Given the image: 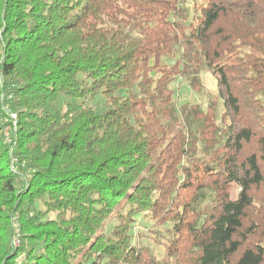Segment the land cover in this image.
Segmentation results:
<instances>
[{
  "label": "trees",
  "instance_id": "1",
  "mask_svg": "<svg viewBox=\"0 0 264 264\" xmlns=\"http://www.w3.org/2000/svg\"><path fill=\"white\" fill-rule=\"evenodd\" d=\"M0 264H264V0H0Z\"/></svg>",
  "mask_w": 264,
  "mask_h": 264
},
{
  "label": "rangeland",
  "instance_id": "2",
  "mask_svg": "<svg viewBox=\"0 0 264 264\" xmlns=\"http://www.w3.org/2000/svg\"><path fill=\"white\" fill-rule=\"evenodd\" d=\"M201 77L203 84H201L202 86L200 89L194 88L193 86L189 85L188 81L181 78L177 79L173 83L172 86L175 89V99H177L178 107L183 104H187L188 108H191L193 105L198 104L202 109H206L211 101L216 100L217 110L219 112L218 119L219 121H221V116L225 109V99L220 93L217 76L211 71L210 68L206 67L201 71ZM101 101L103 100H88L87 102L94 104L98 109H101ZM57 106L60 107L62 106V104L58 102ZM228 121L229 120H227L226 122ZM116 222L117 219L115 217L109 218L106 221L103 230L109 233ZM145 226L146 224L143 223V219H141V222L139 221L137 223V228L135 229L138 231H142L145 230ZM143 241L151 245L154 244L151 240L148 239H144ZM153 249L156 252L155 254H157L159 257L163 256V247L156 245L153 246Z\"/></svg>",
  "mask_w": 264,
  "mask_h": 264
},
{
  "label": "built area",
  "instance_id": "3",
  "mask_svg": "<svg viewBox=\"0 0 264 264\" xmlns=\"http://www.w3.org/2000/svg\"><path fill=\"white\" fill-rule=\"evenodd\" d=\"M11 98H12V95L9 96V99H11ZM12 116H13L12 118L14 119V124L16 125L15 118H14V117H16V114H12ZM8 130H9V129L6 130V133L9 132ZM6 138H7V141H8V140H9V141L11 140V136H10V135H7ZM14 162H17V158H14Z\"/></svg>",
  "mask_w": 264,
  "mask_h": 264
}]
</instances>
